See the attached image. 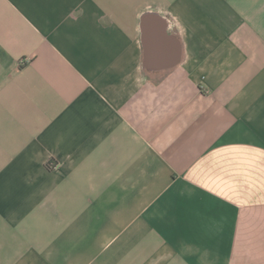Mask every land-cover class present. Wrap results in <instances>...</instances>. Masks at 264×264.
Masks as SVG:
<instances>
[{
  "label": "crops",
  "instance_id": "1",
  "mask_svg": "<svg viewBox=\"0 0 264 264\" xmlns=\"http://www.w3.org/2000/svg\"><path fill=\"white\" fill-rule=\"evenodd\" d=\"M0 264H264V0H0Z\"/></svg>",
  "mask_w": 264,
  "mask_h": 264
}]
</instances>
